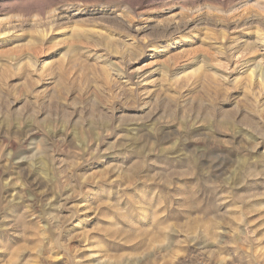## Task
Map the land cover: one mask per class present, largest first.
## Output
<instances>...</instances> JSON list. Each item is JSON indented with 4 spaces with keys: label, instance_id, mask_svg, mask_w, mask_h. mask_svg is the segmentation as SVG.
<instances>
[{
    "label": "rangeland",
    "instance_id": "obj_1",
    "mask_svg": "<svg viewBox=\"0 0 264 264\" xmlns=\"http://www.w3.org/2000/svg\"><path fill=\"white\" fill-rule=\"evenodd\" d=\"M0 264H264V0H0Z\"/></svg>",
    "mask_w": 264,
    "mask_h": 264
}]
</instances>
